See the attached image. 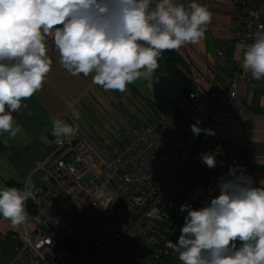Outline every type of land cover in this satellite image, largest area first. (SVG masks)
<instances>
[{
  "label": "built area",
  "instance_id": "1",
  "mask_svg": "<svg viewBox=\"0 0 264 264\" xmlns=\"http://www.w3.org/2000/svg\"><path fill=\"white\" fill-rule=\"evenodd\" d=\"M212 2L229 9L232 43L242 55L253 35L264 30V0ZM241 61L230 62L216 52L226 81L222 93L199 89L200 75L192 68L188 78L194 90L181 97L177 115L123 113L121 124L98 145L82 136L57 144L53 136L49 157L34 167L41 186L26 201L33 213L26 205L21 231L0 232V247L12 250L11 259L0 258V264H182L168 246L175 245L172 236L185 213L180 206H206L219 195L220 182L232 178L230 166L235 175L252 177L248 165L190 129L197 119L206 128L214 101L218 110L246 111L238 82L244 80L252 90L254 80ZM205 153L215 155L214 169L202 163ZM109 199L113 202L106 209L100 207Z\"/></svg>",
  "mask_w": 264,
  "mask_h": 264
},
{
  "label": "clouds",
  "instance_id": "2",
  "mask_svg": "<svg viewBox=\"0 0 264 264\" xmlns=\"http://www.w3.org/2000/svg\"><path fill=\"white\" fill-rule=\"evenodd\" d=\"M211 20L207 6L196 0L187 6L177 0H0V133L15 138L22 131L13 113L43 88L52 70L48 38L58 63L71 76L91 75L94 85L123 93L139 79L153 80L163 52L199 43ZM252 40L243 51L241 68L261 81L264 30ZM68 107L79 120L74 105L69 102ZM201 123L197 119L190 126L193 135H215ZM77 131L78 125L53 120L57 144ZM200 159L209 169L216 167L214 154ZM234 172L230 166L232 178L220 182L219 195L206 206H180L187 215L176 244L168 246L182 264H264V181L257 187L252 177ZM34 188H0V216L13 226L26 222V201L35 198Z\"/></svg>",
  "mask_w": 264,
  "mask_h": 264
},
{
  "label": "crops",
  "instance_id": "3",
  "mask_svg": "<svg viewBox=\"0 0 264 264\" xmlns=\"http://www.w3.org/2000/svg\"><path fill=\"white\" fill-rule=\"evenodd\" d=\"M177 2L187 6L191 0ZM196 2L207 6L212 13V20L207 26L204 38L197 44H186L179 50L165 51L161 57L167 55L174 58L186 76L194 68L200 75L199 89L207 91L213 88L222 93L226 88V81L219 72L216 52L220 51L230 62L242 58L240 50L232 43L229 9L224 5H215L212 0ZM48 46L53 65L43 88L31 98L22 100L21 109L13 113L15 125H19L22 131L15 138L9 137L8 133H0V188L22 189L27 183L34 185L35 191L41 186V173L34 172V167L50 155L54 119L64 120L73 126L78 125V131L71 138L82 136L91 140L85 132V123L88 121L108 136L121 124V115L124 112L146 116L154 113L152 81L139 79L129 84L127 91L123 93L105 91L92 83L91 75L71 76L58 63L59 56L51 38H48ZM247 73L251 76L250 72ZM251 88L252 90L244 80L238 82L239 97L247 104L244 113H238L233 106L218 110L214 101L206 128L214 130L215 135L210 137L218 149L222 148L234 160L248 165L254 186L259 187L260 182L264 181V84L262 80H254ZM69 102L79 111V120L72 116ZM144 102L150 104L151 112L145 110ZM182 102L183 99L178 98L179 108ZM98 123L107 127L108 132L105 133ZM3 219L0 216V232L16 230L2 221Z\"/></svg>",
  "mask_w": 264,
  "mask_h": 264
},
{
  "label": "trees",
  "instance_id": "4",
  "mask_svg": "<svg viewBox=\"0 0 264 264\" xmlns=\"http://www.w3.org/2000/svg\"><path fill=\"white\" fill-rule=\"evenodd\" d=\"M160 67L156 70L152 80L154 112H161L167 115L179 114L178 98L184 97L190 90H194L188 76L177 66L176 60L171 56H163L158 60ZM193 209L201 207L191 204ZM30 213H33V209ZM178 221V225L173 233L172 240L176 241L180 235V229L184 224V217Z\"/></svg>",
  "mask_w": 264,
  "mask_h": 264
},
{
  "label": "rangeland",
  "instance_id": "5",
  "mask_svg": "<svg viewBox=\"0 0 264 264\" xmlns=\"http://www.w3.org/2000/svg\"><path fill=\"white\" fill-rule=\"evenodd\" d=\"M144 108H145V110L147 112H151L150 104H147L146 102H144ZM98 124L105 131V133L108 132V130H106L107 127L105 128V126L102 123H98ZM85 126H86V129L87 130L86 131L84 130V131L86 132V135L91 138V142L93 144L98 145L99 142H100L99 140L101 138L107 137L106 134H102L101 131H100V129L98 127L94 126L93 123H90V121H88L87 123H85ZM118 126L119 125H117V127ZM94 139H96V140H94ZM26 205H27V208L31 212L32 211V206L30 205V203L27 202ZM2 221L7 222L11 226H13L11 224V222L9 220L5 219V218ZM22 226H23V223L20 224V225H18V226H13V227H15L14 229H16V230L11 229V231H6V232H15V233H17V232L21 231ZM28 227L30 229H32L33 228V225L32 224H28ZM11 255H12V250H11V248H10L9 245L4 246L3 248L0 247V258H2L3 260L9 261V259H11Z\"/></svg>",
  "mask_w": 264,
  "mask_h": 264
}]
</instances>
